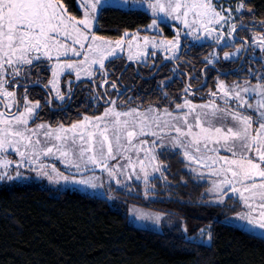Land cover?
I'll return each mask as SVG.
<instances>
[{
  "label": "snow or ice",
  "instance_id": "snow-or-ice-1",
  "mask_svg": "<svg viewBox=\"0 0 264 264\" xmlns=\"http://www.w3.org/2000/svg\"><path fill=\"white\" fill-rule=\"evenodd\" d=\"M107 2L79 0L82 15L77 18L63 0H0V182L26 179L32 172L53 184L97 189L104 187L95 175L99 169L118 186L143 181L147 198L156 174L167 182L170 165L161 157L175 155L194 179L212 178L205 193L212 199L203 203L233 200L243 209L235 219L252 232L262 230L255 236L264 239V63L260 70L239 66L237 71L247 74L239 81L217 78L213 88L201 92V102H194L206 86L209 68L221 60L244 57L245 64L264 62V20L250 26L240 18L253 11L246 0H238L235 8L218 5L217 0H119L122 6L143 7L153 19L144 30L110 40L96 34ZM169 21L175 27L171 39L140 34L159 30ZM241 30L252 35L241 37ZM185 39L216 46L203 58L204 80L196 88L191 81L199 76L181 73L175 63L181 60ZM224 47L233 51H223ZM158 54L160 65L155 63ZM116 60L150 68L173 62L170 71L176 78L186 75L188 82L182 95L170 98L166 88L173 78L161 80L158 92L164 104L145 106L126 95L132 89H120L119 77L110 78L114 74L110 65ZM37 68L41 72L33 79ZM85 80L92 85L88 100L99 114H84L67 125L37 122L45 105L66 112ZM35 87L44 89L46 98L32 99ZM52 160L64 171L49 163ZM136 218L157 225L161 221L160 214L140 213ZM182 232L187 235V228ZM199 234L212 240V226L200 228Z\"/></svg>",
  "mask_w": 264,
  "mask_h": 264
},
{
  "label": "trees",
  "instance_id": "trees-1",
  "mask_svg": "<svg viewBox=\"0 0 264 264\" xmlns=\"http://www.w3.org/2000/svg\"><path fill=\"white\" fill-rule=\"evenodd\" d=\"M237 2L217 0L218 5L233 8ZM63 3L69 14L82 15L76 0H63ZM246 4L253 10L240 17L246 24L264 20V0H246ZM150 20L151 16L145 10L106 6L101 9L96 33L117 38L142 28ZM254 26L260 27L259 24ZM244 31L239 33L244 34ZM211 48L210 43H187L182 48L181 60L189 49L198 52L197 65L187 70L199 76L192 84L201 83V64ZM229 48L224 47L223 51ZM151 61L148 64H152ZM237 61H224L219 67L233 66ZM126 62L116 60L110 65L114 69L112 78H117ZM155 63H161L160 56L156 57ZM172 67L171 62H164L152 75L156 68L130 63L121 75L125 88L132 89L126 95L134 96L137 103L142 102L145 106L163 105L158 85L161 80L172 77L173 82L166 90L170 98L179 97L186 76L176 78L170 71ZM43 74L49 75L46 71ZM212 78V75L208 76L206 86L197 93H207L213 88L215 81ZM91 87L84 81L66 112L45 105L40 120L68 124L83 114H97L94 104L88 100ZM31 91L34 100L46 98V91L41 87ZM161 160L170 165L167 182L159 176L154 177L151 183L155 188L147 198L140 183L134 184L132 193L118 191L117 200L110 202L76 191L56 192L35 181L0 182V264H264V239L223 221L228 205L203 203L207 201L206 183L194 179L178 156L166 155ZM130 202L176 213L183 218L187 235L176 229L157 231L134 225L127 215ZM208 225L212 226L213 236L209 244L188 239Z\"/></svg>",
  "mask_w": 264,
  "mask_h": 264
},
{
  "label": "rangeland",
  "instance_id": "rangeland-1",
  "mask_svg": "<svg viewBox=\"0 0 264 264\" xmlns=\"http://www.w3.org/2000/svg\"><path fill=\"white\" fill-rule=\"evenodd\" d=\"M76 2L78 4V6H79V0H76ZM106 6H115V7H119V8H123V9H141V10H145L143 7H141L139 5H133L131 3L122 6L119 3V0H108V2L105 5V7ZM226 7H228V6H226ZM81 12H82V10H81ZM148 13L151 16V20H152L153 17L151 15V13L150 12H148ZM80 17H77V18H80ZM151 20L149 21V23L147 25L143 26L142 28H140L138 30L146 29L147 26L151 24ZM176 26H179V22H176ZM135 32H137V30L132 31V32L129 31V33H135ZM257 32H259V31H257ZM140 34L141 35H149V36H153L154 35L158 39H164V38L171 39L175 35V27L171 26V22L169 21L167 23H161L159 30L149 29L147 31H141ZM244 35L251 36L252 32L245 30L244 31ZM101 37H103V36H101ZM104 38L110 39V40H116V39H119L120 37H117V38L104 37ZM187 43L191 44L193 42L190 39H185L184 44L186 45ZM207 43H210L212 45V48L208 52V53H210L211 51L214 50V48H216V46L213 45L210 41L198 42V43H193V44H207ZM237 46H239V44ZM224 51H233V49L230 48L229 50H224ZM220 54L222 55V53H220ZM157 56H160V55L158 54ZM151 62H153V61H151ZM40 70L41 69L39 68V70L34 71L33 79L36 78V73H40L41 72ZM42 75H44V74L42 73ZM217 78H219V77L217 76ZM198 95H199V93H197V96ZM194 102L199 103L201 101L199 99H197V100H194ZM102 110L103 109H101V111ZM97 114H99V113H97ZM88 115H92V114H88ZM75 121H77V120H74L73 122H75ZM37 122L38 123L39 122H43V120H38ZM55 124H53V125L55 126ZM68 124H70V123H68ZM9 158L17 159L15 154H10ZM49 163H55L56 166L61 171H64V166L62 164H60L58 161L52 160V161H49ZM84 175L85 176H89V175H93V173H85ZM95 175L100 176L102 178L101 182L104 184V187H100V188H97V189H91V188H88L86 186L64 184L63 182H61L60 184H53V183H50L46 178H38V177H36L35 173H32V172H27L26 173V176H27L26 179H20V180H15V181L6 182V183H13V182L28 183V182H34L35 181V182H39V183L45 185L46 187H48L50 189L55 190L56 192L76 191V192H80V193H83V194H86V195H90V196H97V197L106 198L110 202H114V201L117 200V194H118V191H120V190L127 191L128 193H132L134 191V188H135V186H134L135 183H140L143 186V192L145 191L143 181H135V180H133L131 182H128L127 187H122V186L116 185L114 181L108 182L106 174L100 172V170H97L95 172ZM156 176H158V174H156L154 177H156ZM211 179H212L211 177H208L205 180L196 179V180H198L200 182H205L206 183V188L204 190V194L206 193V189H208L211 186ZM205 196H206V200L207 201L209 199H212L211 195L205 194ZM222 205H225V204H222ZM226 205H228L227 209H228L229 212L227 211L226 214L224 215V217H222L223 221H225L227 223L235 224V225H237V226H239V227H241V228H243V229H245V230H247V231H249L251 233H254V234H255V232L262 231V230L256 229L255 232H252L246 226L245 222H241V221H238L237 219H235L236 213H239V212H241L243 210L242 207L239 204H234L233 200H228ZM140 213L160 214L161 215V221L157 225L152 220H138L136 217ZM127 215H128L129 221L132 222L134 225L139 226V227L149 228V229H153V230H157V231L172 230V229H176V230L182 231V229L185 228V225H184V222H183V218L181 216L177 215L176 213H174L172 211H168V210L153 209V208H150L149 206H145V205H141V204H137V203H133V202H130V203L127 204ZM203 228H206V227H203ZM193 238L196 241H200V242H203V243H206V244H209L211 242V240L210 241L207 240L206 236L201 237L199 233L197 235L193 236Z\"/></svg>",
  "mask_w": 264,
  "mask_h": 264
},
{
  "label": "flooded vegetation",
  "instance_id": "flooded-vegetation-1",
  "mask_svg": "<svg viewBox=\"0 0 264 264\" xmlns=\"http://www.w3.org/2000/svg\"><path fill=\"white\" fill-rule=\"evenodd\" d=\"M250 25V24H249ZM251 26V25H250ZM254 27H256L255 28V30L256 31H260V28L258 27V26H254ZM239 36H241V37H248V36H246V35H244V34H240L239 33ZM239 44V43H238ZM237 44V45H238ZM230 49V48H229ZM229 49H225V50H229ZM187 52V54H184V57H183V59L182 60H180V61H176L175 63H178V64H181V65H183V67L182 66H180V71H181V73H188L187 72V70H192V68L195 66V65H197V54H198V52H196V51H191L190 49L188 50V51H186ZM222 53V52H221ZM208 53H206V55H207ZM205 55V56H206ZM256 55L257 56H259L260 55V52H259V49H257L256 50ZM183 61H190L191 63H183ZM164 62H167V61H164ZM163 62V63H164ZM223 60H221L219 63H217V64H215V66H214V68H209V70H208V75H207V77L208 76H210V75H212L213 76V81H215L216 80V78H217V76H219V75H222L223 77H219L220 79H224V80H226L227 82H232V81H239V80H242L243 78H247V74L245 73V72H238L237 71V69H238V67L239 66H241V65H243L244 67H251L252 69H256V70H260L261 69V63H264V62H259V61H249V63H247V64H245L244 63V57H242L240 60H238L237 62H236V64L235 65H233V66H227V64H226V66L224 67V68H221V67H219V65H222L223 64ZM225 62H227V61H225ZM172 63V65H173V62H171ZM222 63V64H221ZM130 64V63H129ZM128 64V65H129ZM133 64V63H132ZM161 64V63H160ZM159 64V65H160ZM128 67V66H127ZM126 67V68H127ZM160 68V67H159ZM159 68H156L155 69V71L153 72L154 74L158 71V69ZM203 68H205V64L204 63H202L201 64V69H203ZM200 69V70H201ZM126 70V69H125ZM124 70V71H125ZM123 71V72H124ZM122 72V73H123ZM220 72H226L227 74L225 75V73H220ZM213 73H215V74H213ZM122 75V74H121ZM186 76V75H185ZM202 77V80H204V77L203 76H201ZM112 80H117V78H118V76H117V78H112V77H110ZM144 78H147V77H144ZM186 83H187V81H188V78H187V76H186ZM87 81V80H86ZM88 82V81H87ZM192 82V81H191ZM252 82L253 83H255L256 81H255V79H253L252 80ZM89 84H91L90 82H88ZM117 83H118V85L120 86V89L122 90L123 88H125V86L123 85V82L121 81V76H120V80L118 81L117 80ZM206 83H207V80H206ZM193 85V87H197L198 85H200V84H198V85H195V84H192ZM113 95H115V93L113 92ZM182 95V94H181ZM201 94H199L198 96H200Z\"/></svg>",
  "mask_w": 264,
  "mask_h": 264
},
{
  "label": "water",
  "instance_id": "water-1",
  "mask_svg": "<svg viewBox=\"0 0 264 264\" xmlns=\"http://www.w3.org/2000/svg\"><path fill=\"white\" fill-rule=\"evenodd\" d=\"M255 28H256V27H255ZM259 28H260V27H259ZM129 63H133V64L135 65L134 62H128V61H127V62L125 63V65H124L123 70H122V71L120 72V74L118 75V77H119L118 81L120 80V76H121L122 72L126 69V67L128 66ZM220 73H226V72H220ZM152 75H154V73H153ZM152 75H151V76H152ZM151 76H149V77H151ZM149 77H147V78H149ZM85 81H86V80H85ZM187 82H188V81H187ZM194 88H196V87H194ZM124 89H125V88H123L122 91H123ZM53 108H54V109H57V108H55V107H53ZM97 170H99V169H97ZM97 170H96V171H97Z\"/></svg>",
  "mask_w": 264,
  "mask_h": 264
}]
</instances>
